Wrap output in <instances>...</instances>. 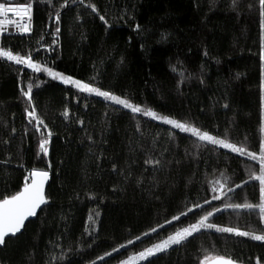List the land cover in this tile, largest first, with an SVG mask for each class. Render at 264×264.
Instances as JSON below:
<instances>
[{
    "label": "trees",
    "instance_id": "obj_1",
    "mask_svg": "<svg viewBox=\"0 0 264 264\" xmlns=\"http://www.w3.org/2000/svg\"><path fill=\"white\" fill-rule=\"evenodd\" d=\"M62 3L34 0L33 31H4L0 46L14 54L31 51L34 60L55 71L258 150L264 139L258 0H236L235 6L232 0H69L67 8ZM55 10L61 12L58 35L49 18ZM28 83L52 131L47 156L39 151V133L25 111L31 109L20 89ZM151 157L162 166L145 164ZM33 167L51 173L49 203L7 239L1 264H115L194 223L201 209L165 223L194 203L211 210L245 197L258 202V182L242 183L258 162L0 58V198L18 191ZM216 181L234 191L226 187L222 200L204 204ZM210 222L264 230L255 213L232 209ZM158 225L163 227L150 233ZM129 239L134 243L128 245ZM121 244L126 247L97 259ZM217 254L240 264H256L257 258L264 264V242L202 230L140 264H199Z\"/></svg>",
    "mask_w": 264,
    "mask_h": 264
},
{
    "label": "snow or ice",
    "instance_id": "obj_2",
    "mask_svg": "<svg viewBox=\"0 0 264 264\" xmlns=\"http://www.w3.org/2000/svg\"><path fill=\"white\" fill-rule=\"evenodd\" d=\"M72 2L76 3V0H72ZM79 2L83 4L84 0H79ZM232 2L233 6H235L236 0H232ZM46 3L48 5H53V0H46ZM33 5L34 0H27V2L20 3L0 2V33L6 31L7 26H14L17 31L22 33H31L33 31ZM68 5L69 0H63L60 7L67 8ZM86 7L90 8L93 13L99 15V10L94 3H88ZM251 7L252 5L250 4L249 8ZM258 11L260 16V27L264 30V0H258ZM49 18L54 19L56 24L55 33L58 35L61 31L59 27L61 22V12L55 10L54 16L50 13ZM99 19L106 25L108 24V20L104 15H99ZM136 28L139 29L140 25L137 24ZM262 36H264V33H262ZM40 39L42 40L43 37L41 36ZM53 43H56V41H53ZM206 54L207 53H205V55ZM259 55L260 60L264 62V39H262ZM0 58H4L15 64L25 65L27 68L32 69L37 73L46 72L53 79L60 80L66 85H72L81 93L95 94L107 101L114 102L116 105H121L125 109H129L134 114H142L145 117L163 121L165 124L171 125L183 133L198 138L199 141H206L214 146L229 149L232 153H237L241 157H247L251 161L258 162V170H250L248 180L242 182L243 184H248L249 181L254 182V184L255 182H258V202H249L247 197H245L243 203H223V209L219 207H211V210L204 209L203 204L194 203L192 207L187 208V211H181L179 216L173 215L170 221H165V223L170 224L172 221L179 220L181 216H187V214L193 212L194 209H201L202 214L199 215L194 223H189L186 227L179 228L174 233L167 235L165 239H161L158 243H153L151 246L145 247L142 251L128 256L127 259L120 260L118 264H139L140 261L148 260V258L154 257L158 253L166 252L173 245L182 244L187 241L189 237L193 236L194 233H200L202 230L214 229L218 233H228L233 234L236 237H247L253 241L264 242V230L259 232L255 230H242L240 227L222 226L210 222V218L216 213L232 209L234 212L244 211L249 215L255 213L258 216L259 223L264 224V139L259 141L258 150H249L248 147L239 146L237 143L230 142L226 138H220L217 135L210 134L209 131L201 130L200 127L194 126L192 123L187 121L182 122L180 119L161 115L152 108L143 107L139 104L133 103L128 98L121 97L111 91L102 90L93 83L84 82L83 80L65 75L62 72L55 71L52 67L44 66L40 62L34 60L31 51L26 54H21L19 52L14 54L11 49H6L5 47L0 46ZM260 87L264 90V81L261 82ZM20 91L22 96L26 98L31 109H25L28 121L30 124H33L35 131L39 133V151L47 156L52 131L48 124L45 123L44 118L38 113L36 105L33 103V84L28 83L26 90L24 87H21ZM261 100L262 106H264V96L261 97ZM64 115H68L67 110H65ZM80 123L83 124V121H80ZM12 131H15V129H12ZM261 131L264 132V125H262ZM3 163H7V161H4ZM144 163L150 164L156 168L161 167L163 164L159 158L155 157L145 159ZM113 167H115V165ZM49 177V171L33 167L24 177L23 185L18 191L3 195L2 198H0V246H6V238H13L16 234L20 233L26 226L25 222L29 220L30 217L37 216V212L41 209V206L48 203V197L45 193V185L47 184ZM226 187L227 185L224 183L219 181L214 182L211 200L205 199L204 204L211 206L213 200H222V198L227 195V192L234 191L233 188L227 187L226 192ZM236 187L240 188L241 185L237 184ZM92 220L93 217L90 215L89 221ZM158 227H163V225L151 228L150 233L157 232ZM150 233L145 232L143 235L147 236ZM135 239L140 240L141 237L137 236ZM133 243L134 241L131 239L127 241L128 245ZM125 247V244L119 245V248L113 247L111 252L105 251L103 256H98L97 259L104 261L105 257H110L113 252H118L120 248ZM90 264H95V261L90 262ZM199 264H238V261L231 256L217 254L205 255ZM256 264H261L259 258H257Z\"/></svg>",
    "mask_w": 264,
    "mask_h": 264
},
{
    "label": "water",
    "instance_id": "obj_3",
    "mask_svg": "<svg viewBox=\"0 0 264 264\" xmlns=\"http://www.w3.org/2000/svg\"><path fill=\"white\" fill-rule=\"evenodd\" d=\"M50 179H51V173H50L49 180H48L47 184L45 185V193H46V196H47V189H48V185H49ZM48 203H49V201H48ZM48 203H47V204H48ZM47 204H46V205H47ZM44 206H45V205H42V206H41V209L38 210L37 215L39 214V212L42 210V208H43ZM36 217H37V216H35V217H30L29 220H27V221L25 222V225L28 223V221H30V220H32V219H34V218H36ZM23 230H24V229H22L21 232H22ZM21 232H20V233H21ZM20 233L16 234V236L19 235ZM6 239H8V238H6ZM1 247H3V246H0V248H1ZM0 264H1V262H0ZM238 264H240V263H238Z\"/></svg>",
    "mask_w": 264,
    "mask_h": 264
},
{
    "label": "built area",
    "instance_id": "obj_4",
    "mask_svg": "<svg viewBox=\"0 0 264 264\" xmlns=\"http://www.w3.org/2000/svg\"><path fill=\"white\" fill-rule=\"evenodd\" d=\"M6 31H17L16 29H15V27L14 26H7V30ZM158 243V242H157ZM174 246V245H173ZM172 246V247H173ZM171 247V248H172ZM143 250V249H142ZM142 250H140V251H142ZM139 251H137V252H133V253H131L130 255H134V254H136V253H138ZM158 254H160V253H158ZM157 254V255H158ZM130 255H128V256H130ZM128 256L127 257H125L124 259H127L128 258ZM151 258V257H150ZM150 258H148V259H150ZM124 259H122V260H124ZM145 261H147V260H145ZM145 261H140L139 262V264L140 263H143V262H145ZM115 264H118V262L117 263H115Z\"/></svg>",
    "mask_w": 264,
    "mask_h": 264
},
{
    "label": "rangeland",
    "instance_id": "obj_5",
    "mask_svg": "<svg viewBox=\"0 0 264 264\" xmlns=\"http://www.w3.org/2000/svg\"><path fill=\"white\" fill-rule=\"evenodd\" d=\"M65 74V73H64ZM65 75H67V74H65ZM70 76V75H69ZM73 77V76H72ZM73 78H75V77H73ZM75 79H78V78H75ZM58 81H60V80H58ZM60 82H62V81H60ZM63 83V82H62ZM72 86V85H71ZM95 95V94H94ZM102 98V97H101ZM104 99V98H103ZM114 103V102H113ZM119 106H121V105H119ZM122 107V106H121Z\"/></svg>",
    "mask_w": 264,
    "mask_h": 264
}]
</instances>
